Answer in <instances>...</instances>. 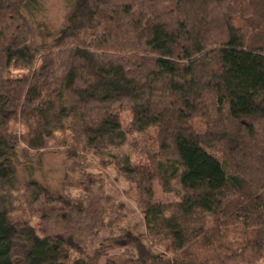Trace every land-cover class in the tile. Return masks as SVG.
<instances>
[{
  "label": "trees",
  "instance_id": "1",
  "mask_svg": "<svg viewBox=\"0 0 264 264\" xmlns=\"http://www.w3.org/2000/svg\"><path fill=\"white\" fill-rule=\"evenodd\" d=\"M37 3L0 0V264H95L71 254L104 221L101 196L73 203L29 177L37 228L15 206L28 148L75 123L96 153L156 132L157 152L120 170L148 198L147 233L174 252L139 247L138 263L264 264V0H71L51 44H36ZM155 182L177 202L155 203Z\"/></svg>",
  "mask_w": 264,
  "mask_h": 264
},
{
  "label": "rangeland",
  "instance_id": "2",
  "mask_svg": "<svg viewBox=\"0 0 264 264\" xmlns=\"http://www.w3.org/2000/svg\"><path fill=\"white\" fill-rule=\"evenodd\" d=\"M37 2L32 8L35 13L28 17L35 41L36 44H41L45 40L51 44L52 38L48 36L60 29L71 0H37ZM39 24L44 27H39ZM39 59L37 57L28 60L23 67H13L10 73L14 77L30 74L40 65ZM130 121V115L125 114L123 116L125 130H128ZM20 122L18 120L12 123L11 130L20 137L28 135L31 140L35 134L32 132L30 136ZM73 123H70V126ZM72 127L75 130L73 134L69 131L56 132L44 136L42 142L28 148L29 161L20 165L17 172L19 189L14 193L19 215L17 217L31 218V225L36 228L41 222L40 211L35 213L37 205L29 204L32 193L24 187L25 180L32 177L41 185L47 186L52 194L55 193L73 203L86 200L88 197L103 198L100 210L104 211V221L93 232L88 245L72 252L71 260L84 258L95 264H141L137 262L139 257L143 256L141 252L138 253L139 247H142L144 252H165L172 257L174 248L170 241L163 242L147 233L144 212L148 198L120 170V160L125 157L131 158L132 162L142 163L148 154L157 152L156 132L151 130L148 133L133 134L128 130L127 140L122 146L98 149L96 153L87 148L86 139L80 135L78 124L75 123ZM69 145H79L77 148L83 154L77 157L70 156ZM153 190L155 203L177 202L173 196L163 194L156 182ZM190 221L191 228L212 225V219L208 216L196 217ZM167 246L170 248L169 251Z\"/></svg>",
  "mask_w": 264,
  "mask_h": 264
}]
</instances>
